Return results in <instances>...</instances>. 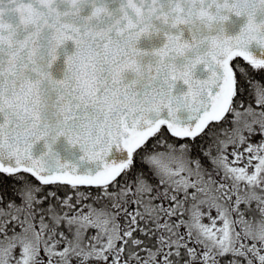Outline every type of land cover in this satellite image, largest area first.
I'll return each instance as SVG.
<instances>
[{
  "label": "snow or ice",
  "instance_id": "1",
  "mask_svg": "<svg viewBox=\"0 0 264 264\" xmlns=\"http://www.w3.org/2000/svg\"><path fill=\"white\" fill-rule=\"evenodd\" d=\"M0 264H264V0H0Z\"/></svg>",
  "mask_w": 264,
  "mask_h": 264
}]
</instances>
